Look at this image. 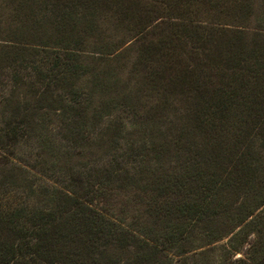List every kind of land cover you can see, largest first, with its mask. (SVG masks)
Listing matches in <instances>:
<instances>
[{
  "label": "trees",
  "instance_id": "obj_1",
  "mask_svg": "<svg viewBox=\"0 0 264 264\" xmlns=\"http://www.w3.org/2000/svg\"><path fill=\"white\" fill-rule=\"evenodd\" d=\"M0 255L264 264V0H0Z\"/></svg>",
  "mask_w": 264,
  "mask_h": 264
},
{
  "label": "rangeland",
  "instance_id": "obj_2",
  "mask_svg": "<svg viewBox=\"0 0 264 264\" xmlns=\"http://www.w3.org/2000/svg\"><path fill=\"white\" fill-rule=\"evenodd\" d=\"M157 31L160 32V29L157 30ZM119 114H120V112H118V113L115 112L113 114V118H117L118 119L119 118L118 117ZM103 194H104V197L101 198V203L100 204L105 209H108V208L112 209V207H110V205H108L109 202H111V201L122 202L123 199L126 198V197L123 196V192L122 191H120V193H117V191L114 188H110V189L107 188V190H105V192ZM128 198H129V201H130L129 206H128L129 208H137V210H138V208L140 209L144 205V197L143 196H138V195L135 196V190H134L133 197L129 196ZM135 202H137V203H135ZM175 249L176 248H174L172 250H175ZM3 261H4V259H3L2 255H0V264H4ZM30 264H32V263H30Z\"/></svg>",
  "mask_w": 264,
  "mask_h": 264
}]
</instances>
